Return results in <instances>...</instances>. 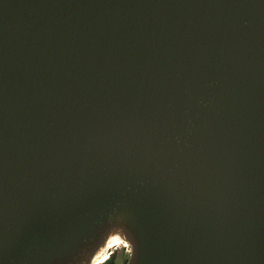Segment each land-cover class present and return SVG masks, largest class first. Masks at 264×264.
<instances>
[{
  "label": "water",
  "instance_id": "95a60500",
  "mask_svg": "<svg viewBox=\"0 0 264 264\" xmlns=\"http://www.w3.org/2000/svg\"><path fill=\"white\" fill-rule=\"evenodd\" d=\"M111 230L122 264H264V0H0V264Z\"/></svg>",
  "mask_w": 264,
  "mask_h": 264
},
{
  "label": "bare ground",
  "instance_id": "6f19581e",
  "mask_svg": "<svg viewBox=\"0 0 264 264\" xmlns=\"http://www.w3.org/2000/svg\"><path fill=\"white\" fill-rule=\"evenodd\" d=\"M127 245L123 243L119 238L110 239L107 242V245L101 251L100 255L96 257L97 264H103L105 259H107L112 250L116 249V247H126Z\"/></svg>",
  "mask_w": 264,
  "mask_h": 264
},
{
  "label": "rangeland",
  "instance_id": "374dc122",
  "mask_svg": "<svg viewBox=\"0 0 264 264\" xmlns=\"http://www.w3.org/2000/svg\"><path fill=\"white\" fill-rule=\"evenodd\" d=\"M109 257L112 260L113 264H122L126 257L125 248L116 247V249L111 251Z\"/></svg>",
  "mask_w": 264,
  "mask_h": 264
},
{
  "label": "clouds",
  "instance_id": "9594fccd",
  "mask_svg": "<svg viewBox=\"0 0 264 264\" xmlns=\"http://www.w3.org/2000/svg\"><path fill=\"white\" fill-rule=\"evenodd\" d=\"M112 231L111 230L103 239H102V242L101 244L97 247L96 251L94 252V254L91 255V258H90V261H89V264H97V261H96V256L98 255L99 253V250L102 249L103 247V244L106 240L110 239L111 236H112ZM124 233V232H123ZM125 235V233H124ZM126 236V235H125ZM127 238V237H126ZM128 240V239H127ZM132 256H133V252H132Z\"/></svg>",
  "mask_w": 264,
  "mask_h": 264
},
{
  "label": "trees",
  "instance_id": "16d2710c",
  "mask_svg": "<svg viewBox=\"0 0 264 264\" xmlns=\"http://www.w3.org/2000/svg\"><path fill=\"white\" fill-rule=\"evenodd\" d=\"M107 264H113L112 260H110Z\"/></svg>",
  "mask_w": 264,
  "mask_h": 264
},
{
  "label": "snow or ice",
  "instance_id": "6c2138e0",
  "mask_svg": "<svg viewBox=\"0 0 264 264\" xmlns=\"http://www.w3.org/2000/svg\"><path fill=\"white\" fill-rule=\"evenodd\" d=\"M132 260V259H131Z\"/></svg>",
  "mask_w": 264,
  "mask_h": 264
}]
</instances>
